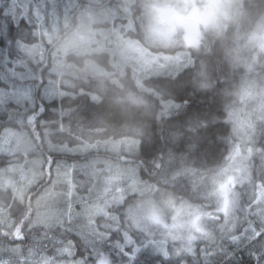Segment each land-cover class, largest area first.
I'll use <instances>...</instances> for the list:
<instances>
[{"label":"snow or ice","instance_id":"obj_1","mask_svg":"<svg viewBox=\"0 0 264 264\" xmlns=\"http://www.w3.org/2000/svg\"><path fill=\"white\" fill-rule=\"evenodd\" d=\"M2 15L0 132L16 129L40 141L38 188L59 204L44 216L33 213L31 198L13 209L12 222L0 225V264H264V124L245 138L232 134L222 109L194 115L191 99L177 98L189 87L197 92L190 73L165 88L184 119L168 127L163 119L154 122L137 145L134 171L124 179L109 169L101 182L76 151L75 127L89 106L50 92L47 5L13 0ZM30 49L39 55L26 61ZM209 138L226 145L211 190L200 182L202 173L166 166L174 142L199 152ZM55 176L63 177L59 187ZM146 190L164 191L170 204L191 201L199 210L187 229L174 224L156 232L142 224L138 203L130 200Z\"/></svg>","mask_w":264,"mask_h":264},{"label":"trees","instance_id":"obj_2","mask_svg":"<svg viewBox=\"0 0 264 264\" xmlns=\"http://www.w3.org/2000/svg\"><path fill=\"white\" fill-rule=\"evenodd\" d=\"M12 2L13 0H0V50L5 48L3 29L6 21L2 10ZM18 2L26 3L28 0H18ZM35 2L47 5L49 18L52 12H57L63 17V11H67L64 9L63 0H35ZM138 4L139 0H99V3L77 0L76 4L68 8L66 17L68 25L65 26L61 20L59 29L55 30L57 32L51 30L50 35L46 36L44 41L47 54L46 64L52 80V89L58 91L53 94L59 98L60 93L55 82L58 76L64 73L83 82L78 87L70 88L65 97L74 100L83 98L89 106L80 117L79 125L75 127L74 138L77 141V152L81 158L89 160L101 182L106 179L109 168L113 171L118 170L121 178L124 179L134 171L132 165L136 161L137 146L127 151L126 140H134L138 145L144 134L151 130L154 122L163 119L167 122L165 127H168L184 119V114L176 106L177 102L168 95L165 88L176 79H188L190 73L191 83L197 92L194 93L192 87H189L186 91L178 92L177 98L189 97L191 99L190 111L194 115L197 113L208 115L222 109L225 113V122L229 125L232 134H238L237 125L240 122H246L243 117L249 112L253 114V123L264 124V114L258 113V109H263L264 104L260 105L257 110L254 109L258 106L253 105L259 99H264V92L257 90L254 94H250L254 96L251 103L247 105L242 103L243 99L245 100L249 95L247 93V90H250L248 89L249 83L259 76L258 68L248 69L246 64L249 62L246 58L241 61L237 57L233 64L223 62L222 59L212 56L214 45L210 42L201 51L194 49L187 51L186 49L179 53V50L175 51L174 48L172 50L142 47L139 41L140 47L145 49L150 56H175L160 71L153 69L149 64H144L147 68L146 72L142 66L138 70L134 61L136 56L128 48V43L140 40ZM85 9L101 10L100 15L104 20L101 26L103 27L102 32L113 43L107 49L105 46L100 47L99 50L103 51L101 53L84 55L81 58L73 55V52L68 54V61L73 58L81 61L85 57L96 60L105 59L106 72H102L100 81L102 86L94 88L89 86L94 78L92 74L76 67L61 66L60 58L56 56V49L58 47L60 49L62 41L72 32H81L80 26H83L81 25L83 19L86 22L89 20L90 16L85 14ZM16 10L19 11V8ZM44 11L41 9L42 13ZM86 30L87 28L84 31ZM13 34H15V24ZM93 36L96 39L97 36L94 34ZM98 37L100 38V35ZM39 51L30 49L26 55V61H30L34 55H39ZM124 54L130 60L121 71L117 64L120 63V56ZM155 64L160 66L159 62ZM209 67L212 73L211 80L208 79L206 71ZM79 88L84 91L79 92ZM206 88H210L211 91H205ZM2 99L3 96L0 97V100ZM170 116L172 117L169 120ZM12 130L24 133L16 129ZM219 131L227 133L228 129L220 128ZM4 136L5 133L0 132V143ZM26 137L31 144L30 151L24 153L20 148L19 152L17 150L13 153L0 151V225L5 222L11 223L13 209L20 203L27 205L29 198H31L33 213H39L41 216L50 214L59 204L58 197L42 193L38 188L42 179L40 141L33 142L28 135ZM105 140L121 141V151L113 153L102 149H83L87 143H99ZM162 146L158 144V148ZM173 147L176 151L172 152L167 159L166 166L186 171L189 176L193 174V171L202 173L203 175L199 177L200 182L211 190L213 180L220 178L217 175L223 163L220 156L225 152L226 145L209 138L199 152L184 150L180 144L175 142ZM31 169H33L32 173ZM140 174L143 175L142 172ZM24 175L26 179H23ZM46 178L47 169L45 168L43 179L46 180ZM55 180L57 187L62 185V176H55ZM27 181L30 182L28 185ZM38 193H41L39 198H37ZM170 199L169 197L168 202ZM171 204L175 205V203ZM185 205H188V202H185Z\"/></svg>","mask_w":264,"mask_h":264},{"label":"clouds","instance_id":"obj_3","mask_svg":"<svg viewBox=\"0 0 264 264\" xmlns=\"http://www.w3.org/2000/svg\"><path fill=\"white\" fill-rule=\"evenodd\" d=\"M138 8L142 47L183 45L201 51L210 42L212 56L223 62L233 64L237 57L246 58L258 68L257 79L264 88V0H259V7L250 6L248 0H139ZM206 71L211 80L210 67ZM130 200L138 203L142 224L161 233L174 224L187 229L199 210L191 201L170 204L164 191L146 190Z\"/></svg>","mask_w":264,"mask_h":264},{"label":"rangeland","instance_id":"obj_4","mask_svg":"<svg viewBox=\"0 0 264 264\" xmlns=\"http://www.w3.org/2000/svg\"><path fill=\"white\" fill-rule=\"evenodd\" d=\"M93 1L94 3H99V0H90ZM64 2V9L68 11V8H71L73 4H76L77 0H63ZM104 10V9H103ZM102 10V11H103ZM67 11H63V17H61V14H58L57 12H52L51 13V17L49 18V23L51 24V28L49 33L47 34V36L50 35L51 30L55 31L59 29L61 20L64 23L65 26H67ZM85 14L87 16H90L89 20L86 22L85 19H83L81 25L80 26V30H82L81 32L77 31V32H72L70 33L63 41L61 44V47L59 49V47L56 49L57 53L56 56L60 58V65L61 66H70V67H76L77 69L83 70L84 72H87L89 74H92V76L94 77L92 79V83H89V86L91 87H98V86H102V84L100 83L101 81V76H102V72H106L105 69V59L104 60H96L93 59L91 57H85L84 59L80 60H76L75 58H73V60L68 61V54L73 52V55H76V57L81 58L84 55H91L94 53H101L103 51H100V47L105 46L106 49L111 47L113 45L112 40L106 38V34H104L103 31V27L102 23H103V19L101 18L102 16L100 15L101 10H89V9H85L84 10ZM43 14V13H42ZM86 24H88L86 26ZM85 25V26H84ZM87 28L86 31H84ZM57 32V31H55ZM102 32V34H101ZM93 34L96 37V39L94 38ZM100 35V38L98 37ZM128 48L129 50H131V52H134V61L136 62L135 67L140 70L141 66L143 67V70L146 72L147 68L145 65H150V67H152L153 69L156 68L157 71L163 69L162 67H165L167 65L168 62H170V59L175 56V55H164V56H158V55H148L145 51V49L141 48L139 45V41L137 42H130L128 43ZM189 51L191 49H194V46H190V47H185L183 45L177 46L174 48L175 51L179 50V53H181L182 51ZM173 50V49H172ZM101 58V57H100ZM128 57L124 54L120 56V63H118L117 65L121 68L123 66H125V64H127L129 62L130 59H127ZM182 58V55H181ZM173 60V59H172ZM181 60V59H180ZM184 61V59H182ZM167 61V62H165ZM174 61V60H173ZM160 64L157 65L155 63ZM58 63V62H57ZM166 63V64H165ZM175 63V62H174ZM258 63V61H257ZM145 64V65H144ZM246 66H248V69H251L252 67H254L251 63L246 64ZM124 69V68H123ZM51 72V71H50ZM83 82L79 81L78 79H76L73 76L68 75L67 73H64L62 76H58L57 81L55 82L56 87L59 90V93H64V95L68 94V90L71 88H73V86H80L82 85ZM250 90H247V93L249 94L245 100L243 99L242 103L244 104H249L253 101V95L251 96L250 94H254L255 91L259 90L261 92H264V88H261L260 86V82L257 79H254L251 83H249V88ZM79 92H83L84 89L79 88L78 89ZM50 92L53 93H58L57 90H53L50 89ZM263 94V93H262ZM54 95V94H53ZM59 95V94H58ZM3 96L2 91H0V97ZM260 101V102H259ZM259 101H257V103H254L253 105H256L258 107H256L254 110H257V108H259L260 105L264 104V99H259ZM262 102V103H261ZM262 107V106H261ZM258 113H263L264 114V108H260L258 109ZM255 114V113H254ZM253 114L251 112L247 113L243 119L246 122H240L237 125V130H238V134L242 137L247 138L249 135H251V133L255 130V128L258 126V124L253 123ZM254 120H256V117H254ZM26 133H21V132H16V131H8L7 133H5L4 139L3 141L0 143V151L2 152H6V153H13L16 152L18 150V152L20 151L19 148L24 151V153H26V151H30L31 150V144L29 142V140L26 137ZM135 146H137L136 141L134 140H126L125 141V148L127 151H130L131 149H133ZM122 148V143L121 141L118 142H113V141H102L99 143H87L83 149H102V150H107V151H111L113 153H119L121 151ZM76 151H78V149L76 148ZM13 169V168H12ZM110 169V168H109ZM30 172H33V169L30 170ZM23 179L25 178V175L23 177ZM30 182L27 181V185ZM26 185V186H27Z\"/></svg>","mask_w":264,"mask_h":264},{"label":"flooded vegetation","instance_id":"obj_5","mask_svg":"<svg viewBox=\"0 0 264 264\" xmlns=\"http://www.w3.org/2000/svg\"><path fill=\"white\" fill-rule=\"evenodd\" d=\"M248 2L250 6L259 7V0H248ZM137 10L140 13L139 8ZM137 41H140V40L138 39Z\"/></svg>","mask_w":264,"mask_h":264}]
</instances>
